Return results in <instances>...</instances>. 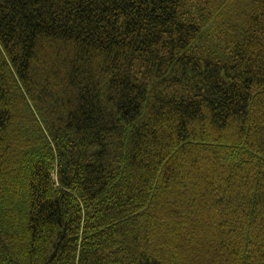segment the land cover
<instances>
[{"label":"trees","instance_id":"1","mask_svg":"<svg viewBox=\"0 0 264 264\" xmlns=\"http://www.w3.org/2000/svg\"><path fill=\"white\" fill-rule=\"evenodd\" d=\"M0 264H264V0H0Z\"/></svg>","mask_w":264,"mask_h":264}]
</instances>
